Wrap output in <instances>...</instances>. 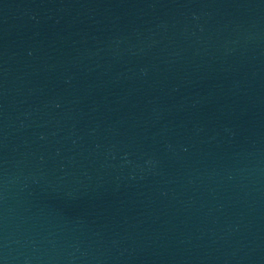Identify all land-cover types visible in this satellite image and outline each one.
I'll return each instance as SVG.
<instances>
[{
    "label": "water",
    "instance_id": "95a60500",
    "mask_svg": "<svg viewBox=\"0 0 264 264\" xmlns=\"http://www.w3.org/2000/svg\"><path fill=\"white\" fill-rule=\"evenodd\" d=\"M0 264H264V0H0Z\"/></svg>",
    "mask_w": 264,
    "mask_h": 264
}]
</instances>
